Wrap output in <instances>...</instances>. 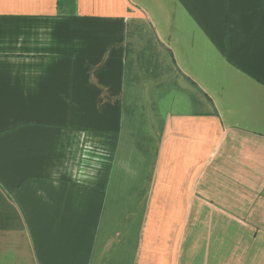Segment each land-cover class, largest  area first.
I'll list each match as a JSON object with an SVG mask.
<instances>
[{
	"label": "crops",
	"instance_id": "1",
	"mask_svg": "<svg viewBox=\"0 0 264 264\" xmlns=\"http://www.w3.org/2000/svg\"><path fill=\"white\" fill-rule=\"evenodd\" d=\"M0 264H264V0H0Z\"/></svg>",
	"mask_w": 264,
	"mask_h": 264
}]
</instances>
